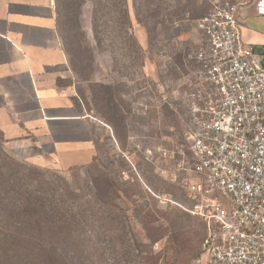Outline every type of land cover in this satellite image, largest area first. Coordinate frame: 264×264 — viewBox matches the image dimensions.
Returning <instances> with one entry per match:
<instances>
[{"label":"rangeland","instance_id":"374dc122","mask_svg":"<svg viewBox=\"0 0 264 264\" xmlns=\"http://www.w3.org/2000/svg\"><path fill=\"white\" fill-rule=\"evenodd\" d=\"M202 2L85 0L76 21L74 5L67 19L60 21L59 37L69 52L74 90L98 121L91 120L97 154L88 166L61 170L35 165L23 149L14 148L16 141L7 143L0 132L1 170L14 173L35 192L51 194L48 198L75 206L68 194L73 192L81 201L89 220L83 228L86 247L83 256L66 253L65 264L199 263L176 261L168 247L170 222L198 234L203 231L202 222L182 209L191 203L180 185L178 167L189 119L184 94L198 68L189 56L203 42L195 27L198 5L206 4ZM116 133L119 141L113 138ZM108 183H112L110 196ZM94 185L98 199L93 196ZM175 208L180 211L178 219ZM107 211L113 215L112 228ZM2 216L0 212V231L19 236L10 217L6 222L12 228L4 230ZM3 239L0 236V264H22L26 254L32 257L29 264L44 259L45 253L33 246L6 245Z\"/></svg>","mask_w":264,"mask_h":264},{"label":"built area","instance_id":"2783aa9c","mask_svg":"<svg viewBox=\"0 0 264 264\" xmlns=\"http://www.w3.org/2000/svg\"><path fill=\"white\" fill-rule=\"evenodd\" d=\"M241 5L214 0L189 56L198 68L178 167L191 203L182 209L205 224L198 264H264V65L241 40ZM254 7L264 16V0Z\"/></svg>","mask_w":264,"mask_h":264},{"label":"crops","instance_id":"0c3cea01","mask_svg":"<svg viewBox=\"0 0 264 264\" xmlns=\"http://www.w3.org/2000/svg\"><path fill=\"white\" fill-rule=\"evenodd\" d=\"M228 1L242 4L241 40L262 53L264 65V16L256 14V0ZM205 2L198 5V19L212 9ZM72 81L56 0H0V132L35 165L82 168L96 156L90 130L96 119Z\"/></svg>","mask_w":264,"mask_h":264},{"label":"trees","instance_id":"16d2710c","mask_svg":"<svg viewBox=\"0 0 264 264\" xmlns=\"http://www.w3.org/2000/svg\"><path fill=\"white\" fill-rule=\"evenodd\" d=\"M85 0H56V11L58 17V26L62 19H67L68 12L74 5V10H77L74 16L75 21L78 19V9ZM63 40V37H62ZM63 43V41H62ZM64 50L69 56V52L63 43ZM69 58V57H68ZM115 131V127L110 125ZM116 132V131H115ZM114 132V133H115ZM114 140L119 141L117 133L114 134ZM97 154V149H96ZM96 157V156H95ZM94 157V158H95ZM94 160V159H93ZM23 170V169H22ZM21 172V169H19ZM17 175L9 170L0 169V212L3 214L4 230L12 228L6 222V219L12 218L18 225L20 235L14 237L0 231V236L6 245L18 246L24 249L33 246L36 252L41 251L45 253L44 259L36 258V262L40 264H52L57 261V264H65L62 260L65 254L74 251L78 255L83 256V250L86 247V234L83 230L84 226L89 223L86 220L82 209L81 201L76 198L73 192L68 193L73 199V205H67L64 200H54L48 198L50 195L43 193L42 189L33 191L31 188L22 184L16 178ZM112 183H108L106 192L110 196V189ZM68 192V191H66ZM61 196L62 193H56ZM99 189L94 185V197L98 199ZM111 206V205H110ZM108 212V211H107ZM174 216L178 219V209H174ZM186 212V211H185ZM8 213V216L5 214ZM108 225L114 226L111 213L108 212ZM2 219V218H1ZM198 219V218H197ZM150 224L152 220L146 217ZM200 220V219H199ZM205 231V224L200 220ZM97 220H92V223H97ZM102 221L99 220L101 224ZM16 225H14L15 228ZM170 246L168 249L177 260L194 261L198 259L200 243L204 237L205 232L198 234V230L190 231L184 230V227H176L173 222H170ZM111 232L113 229H111ZM154 233L156 231L154 230ZM154 240V239H152ZM25 253H28L25 251ZM29 254V253H28ZM72 256H75L72 254ZM31 256L24 255L21 263L29 264ZM37 264V263H36ZM188 264H191L189 262Z\"/></svg>","mask_w":264,"mask_h":264}]
</instances>
